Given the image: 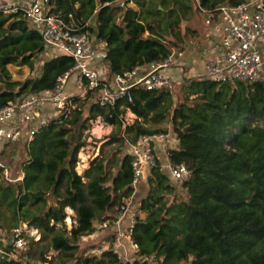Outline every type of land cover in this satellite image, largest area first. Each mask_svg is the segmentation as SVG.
Here are the masks:
<instances>
[{
	"label": "trees",
	"instance_id": "trees-1",
	"mask_svg": "<svg viewBox=\"0 0 264 264\" xmlns=\"http://www.w3.org/2000/svg\"><path fill=\"white\" fill-rule=\"evenodd\" d=\"M190 1L50 0V6L53 13L104 45L103 60L114 76L168 58L181 45V23L190 19L186 15L193 10ZM243 1L200 3L213 9ZM45 51L41 34L22 13L0 12V107L15 103L21 95L54 88L74 64L71 56L56 54L36 71V60ZM11 65H26L36 75L14 80ZM131 92L132 101L121 99L114 106L91 101L87 117L81 104V110L40 124L35 138L24 143L27 157L16 177L23 178L0 180V207L5 204L13 214L7 217L0 210V229L12 231L27 223L41 237H28L24 230L29 246L14 258L9 256L13 247L8 234L0 264H35L30 261L35 257L40 264H66L73 259L76 264H264V81L185 77L183 97L177 101L170 90L133 88ZM127 111L137 116L126 125L132 134L130 143L143 134L158 133L140 119L151 113L158 120L170 115L179 144L167 153L170 164L189 167L190 176L180 183L185 197L176 195V185L158 160L132 228L140 245L134 261H121L110 249L83 258L77 255L80 239L94 231L93 221H114L119 209L115 214L109 211L135 192L132 156L125 154L116 172L109 173L98 160L79 174L78 154L84 144L73 145L75 135L71 139L68 135L98 117L122 128ZM50 191L54 203L48 207ZM67 207L76 212L70 230ZM48 247L58 251L56 261L47 258Z\"/></svg>",
	"mask_w": 264,
	"mask_h": 264
},
{
	"label": "built area",
	"instance_id": "built-area-1",
	"mask_svg": "<svg viewBox=\"0 0 264 264\" xmlns=\"http://www.w3.org/2000/svg\"><path fill=\"white\" fill-rule=\"evenodd\" d=\"M196 2L200 12L206 15L209 35L214 36L221 47L218 56L207 61L206 77L223 82L264 81V56L259 48V42L264 39V0L224 3L213 9L203 7L200 0ZM0 12L22 13L41 34L46 48H53L57 54L74 59L73 66L59 76L54 88L21 95L15 103L0 107V156L8 143L21 138L24 142L32 141L40 124L69 115L73 110H81V104L95 101L103 106H114L121 99L132 101L133 88L172 91L181 80L167 72L174 65V52L168 58L147 64L145 73L140 66L112 78H104L94 64L102 53L99 48L103 44H97L92 34L53 13L50 0H0ZM44 115L46 121L43 120ZM168 136V133L143 134L130 143L134 173L132 186L135 190L158 164L154 142L165 140ZM178 144L179 140L175 137L173 145ZM167 169L171 179L178 183L190 176L186 163L169 164ZM0 178L7 182L21 179H13L9 168L1 160ZM132 197L119 206L113 221L115 235L109 247L118 259L126 263H132L140 251L139 243L132 237L139 204ZM9 242L13 247L9 256L14 258L29 246L22 227L13 230Z\"/></svg>",
	"mask_w": 264,
	"mask_h": 264
},
{
	"label": "rangeland",
	"instance_id": "rangeland-1",
	"mask_svg": "<svg viewBox=\"0 0 264 264\" xmlns=\"http://www.w3.org/2000/svg\"><path fill=\"white\" fill-rule=\"evenodd\" d=\"M190 3L193 10L191 11V14L186 15V18H192L195 24L197 20L198 22L201 21V19L203 20V18L205 20V16L203 15V13H200L196 8V3H194V0H191L189 4ZM160 8L162 7L160 6ZM186 21L189 22V20H183L181 23L180 29L182 31V38H181L182 40L184 38L183 33L186 32V29L189 26V24H187ZM168 38L174 40L172 36H169ZM180 47L181 45H177L176 50L177 51L181 50ZM99 49L101 50V52H104V45H100ZM48 50L49 48L47 47L46 51L43 52L37 58L36 71H39L41 69L40 67L42 66L43 61L49 58L48 55H46V52ZM10 70L12 72L13 79L19 81H24L27 78L36 75V71L31 72L29 67L26 65H21V66L11 65ZM182 86H183V81L179 80V83H177L172 90L173 98L175 99V101L182 99L183 97ZM90 103L91 101L86 102L84 105V117H87L89 114ZM128 118L130 120L134 117L131 115V117L129 116ZM170 122H171L170 115L158 121H155L153 117L148 119V124H149L148 126L152 130H158L157 132H165V134L167 132L169 134L168 137L170 138L172 136V133L168 132L169 125L171 124ZM86 124L87 127L84 129H79L78 127H74L73 129L74 132L68 135V138L70 139L72 134L75 135V139L73 138L75 143H73V145L77 144V142L84 144L81 147L78 154L79 162L76 168L78 173L83 174L84 171L92 165V163L98 160H102L104 162L105 167L109 173L116 172L121 158L130 151V142H131L132 134L126 131L125 126L120 128L119 126L116 125H110L100 117H98L97 119L91 122H87ZM24 143L25 142L23 138H21L18 141L8 143L6 145L5 151L0 156L1 162L9 168L11 172V177L13 179L17 177V173L22 168V164L27 157V152L24 148ZM172 182L176 185L177 188L176 195L185 197V191L182 188L181 184L173 180ZM136 189L138 190V192L136 194L135 203L138 204L140 200L143 197H145L149 191L147 180L142 184V186L137 187ZM173 196L174 195L172 194L167 195V197L170 199L173 198ZM53 203H54V199L51 195H49L47 198V206ZM118 209L119 207L116 204L112 208V210L109 211V213L115 214L116 210L118 211ZM0 210L3 212L4 216L7 217L13 216L12 212L6 207L5 204H3L0 207ZM67 225L68 228H71L72 222L67 220ZM18 227H22L26 231L28 237L33 236L35 237V239L38 238V234L36 233V231L34 229H29L27 223L24 224L19 223ZM101 229L102 228L95 226L94 232L96 233L97 231H102ZM13 230L14 229H12V231H9L8 229H4L2 231L0 229V252L3 251V247L5 246V243L8 239L7 235L12 234ZM105 241H107V239L103 236V233H99V232L98 234L92 236H88V235L82 236L80 239V249L78 250L77 255L83 256V258L87 256H94L96 254L99 255L101 254V252L108 250L106 249L107 246L104 243ZM48 242H49L48 240L42 241L40 242L39 246H45ZM23 252H21L20 254L23 255ZM46 255L47 258L56 261L58 256V251L54 250L52 247H48L46 251ZM30 261L35 264H40L41 262L36 257L30 259ZM76 263L77 260L73 259L66 264H76ZM181 264H187V263L183 262Z\"/></svg>",
	"mask_w": 264,
	"mask_h": 264
},
{
	"label": "crops",
	"instance_id": "crops-1",
	"mask_svg": "<svg viewBox=\"0 0 264 264\" xmlns=\"http://www.w3.org/2000/svg\"><path fill=\"white\" fill-rule=\"evenodd\" d=\"M203 15L206 17L205 14ZM186 23L189 24V26L187 27L186 32L183 33V36H184L183 40L180 41L183 49L177 51L175 48V50L173 51L174 53H176V59H175L174 65L169 70H167V72L170 75H172L174 78L176 79L181 78L182 81L185 77L206 76L207 61L216 58L221 51V47L217 39L214 36L209 35V31L205 24L204 18L203 20L201 19V21L199 22L197 20L196 24L193 22V19L190 18L189 22L186 21ZM259 48L262 51L263 56H264V39L259 42ZM178 53H181L182 55L179 56ZM56 54H57L56 50H54L53 48H49V50L46 52V55H48V57L54 56ZM103 59H104V52H102L101 55L94 60L95 67L99 70V72L102 74L104 78H112L113 76L110 75L109 69ZM141 70L142 72L145 73L148 70V65L147 64L143 65ZM93 98H94V95H92V99ZM128 115L130 117L132 115L134 118L129 120ZM153 117H154L153 113H151L148 118L140 119V122L144 127L151 129L148 126L149 125L148 119L153 118ZM43 120L46 121V116L43 118ZM136 120H137V116L131 111H127L125 115L124 126L126 127L127 124L133 123ZM154 120L158 121V119L156 118H154ZM168 129H169L168 132L172 133V136L170 138L167 137L165 140L154 142V148H155L158 160L162 164L164 171L167 173H168L167 166L170 164L167 149L169 147L174 146L173 139L176 137L174 131H172L173 129L172 123L169 125ZM158 133H165V132H158ZM19 178L22 179L23 176ZM144 182H146V179L142 181L138 185V187L142 186ZM137 192L138 190L136 189L132 197L133 201H135ZM49 195H51L54 199L53 191H50ZM50 205L52 204H49L48 207ZM66 210L68 213V217L66 218V224H67V220H69L70 222H72V226H71L72 228L76 224V212L70 207H67ZM104 223H107L106 226L104 225ZM99 227L102 228L101 229L102 231H97L96 233L93 231L92 233H89L87 235L92 236V235L98 234V232L103 233V236L107 239V241L104 242L107 246L106 249H109L112 243V240L114 238V235H115L116 227L113 221L112 222L104 221L102 223L100 222ZM67 228H68V225H67ZM71 228H68V229L70 230ZM34 230L38 234L37 239H40L41 233L37 229H34Z\"/></svg>",
	"mask_w": 264,
	"mask_h": 264
},
{
	"label": "water",
	"instance_id": "water-1",
	"mask_svg": "<svg viewBox=\"0 0 264 264\" xmlns=\"http://www.w3.org/2000/svg\"><path fill=\"white\" fill-rule=\"evenodd\" d=\"M95 226H98V227L100 226V223L98 220L93 221V227H95Z\"/></svg>",
	"mask_w": 264,
	"mask_h": 264
}]
</instances>
